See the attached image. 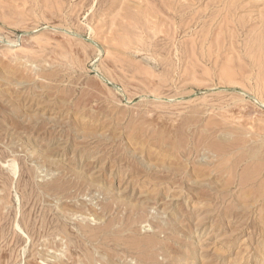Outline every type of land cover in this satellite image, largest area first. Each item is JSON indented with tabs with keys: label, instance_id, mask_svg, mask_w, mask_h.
Listing matches in <instances>:
<instances>
[{
	"label": "rangeland",
	"instance_id": "obj_1",
	"mask_svg": "<svg viewBox=\"0 0 264 264\" xmlns=\"http://www.w3.org/2000/svg\"><path fill=\"white\" fill-rule=\"evenodd\" d=\"M58 261L264 264V0H0V264Z\"/></svg>",
	"mask_w": 264,
	"mask_h": 264
},
{
	"label": "bare ground",
	"instance_id": "obj_2",
	"mask_svg": "<svg viewBox=\"0 0 264 264\" xmlns=\"http://www.w3.org/2000/svg\"><path fill=\"white\" fill-rule=\"evenodd\" d=\"M262 78V77H261ZM262 80V79H261ZM263 81V80H262ZM16 227V226H15ZM17 228V227H16ZM26 248V247H25ZM50 258V257H49ZM92 262V261H91ZM55 264H62L61 262H57V263H55Z\"/></svg>",
	"mask_w": 264,
	"mask_h": 264
}]
</instances>
